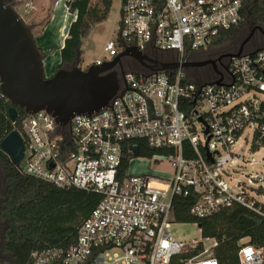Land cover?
Segmentation results:
<instances>
[{
	"label": "built area",
	"instance_id": "built-area-1",
	"mask_svg": "<svg viewBox=\"0 0 264 264\" xmlns=\"http://www.w3.org/2000/svg\"><path fill=\"white\" fill-rule=\"evenodd\" d=\"M72 1L7 4L31 28L49 23L62 5L66 35L77 19ZM117 1V42L108 40L105 57L91 66L111 62L130 48L147 59L145 65L121 57L114 67L119 89L97 112L74 115L66 126L45 111L24 114L21 133L15 129L24 143L23 174L100 196L70 246L33 251L26 264H219L212 254L214 239L208 248L172 234L173 200L192 199L189 214L197 219L239 204L264 225V175L233 180L243 163L242 149H235L242 137L251 134L252 150L264 145V49L236 51L226 63L209 60L214 66L205 70L184 66L209 59L245 19L244 0ZM43 9L44 17L35 22ZM126 59L138 70L125 71ZM149 61L178 67L154 71ZM141 142L164 151L151 158L170 164L166 179L128 171L132 159L145 158L138 155ZM237 245V264H264V244L256 246L246 237Z\"/></svg>",
	"mask_w": 264,
	"mask_h": 264
},
{
	"label": "trees",
	"instance_id": "trees-1",
	"mask_svg": "<svg viewBox=\"0 0 264 264\" xmlns=\"http://www.w3.org/2000/svg\"><path fill=\"white\" fill-rule=\"evenodd\" d=\"M244 4V18L264 24V0H244ZM69 6L71 11H77V19L68 29L56 70L63 66L69 67L75 61L77 49L79 50L83 39L95 25L107 19L111 0H73ZM46 24L47 20L33 26L32 34L34 29H43ZM234 52L236 51L230 53ZM136 66L139 68L137 64ZM10 107L9 101L0 91V143L15 129L21 133L18 124L24 111L16 107L19 117L13 125L7 114ZM162 153L164 151H152L144 143H138L140 157L151 158ZM130 158H123V166H126ZM0 159L5 163L8 174L5 207L9 220L7 250L12 256V264H26L33 251L64 250L70 246L76 239L78 227L98 203L100 196L76 189H61L25 175L21 172L20 165H16L1 147ZM191 204L192 199L174 198V222L196 223L203 239H214L217 245L212 254L219 264H237V244L242 238H250V243L256 246L264 244L263 223L241 205L234 204L211 216L197 219L189 214Z\"/></svg>",
	"mask_w": 264,
	"mask_h": 264
},
{
	"label": "water",
	"instance_id": "water-1",
	"mask_svg": "<svg viewBox=\"0 0 264 264\" xmlns=\"http://www.w3.org/2000/svg\"><path fill=\"white\" fill-rule=\"evenodd\" d=\"M255 30L261 31V28L256 27ZM250 36L238 47L236 55L243 51ZM78 51L69 67L63 66L52 77L46 78L44 58L31 27L13 11L7 0H0V91L11 105L7 114L12 124L19 117L16 107L22 108L25 115L45 111L59 126H66L74 115L97 112L107 106L119 89V77L114 70L119 59L128 56L140 65H145L147 60L135 48H130L119 53L111 62L82 70L77 65ZM149 62L154 71L159 72L178 67L176 63ZM208 64L214 66V61L186 63L184 66L204 67ZM0 147L19 165L24 143L17 131H11ZM133 151L136 154L135 148Z\"/></svg>",
	"mask_w": 264,
	"mask_h": 264
},
{
	"label": "rangeland",
	"instance_id": "rangeland-1",
	"mask_svg": "<svg viewBox=\"0 0 264 264\" xmlns=\"http://www.w3.org/2000/svg\"><path fill=\"white\" fill-rule=\"evenodd\" d=\"M44 9L42 10L41 15L37 17L35 22L41 21L44 17ZM53 19L44 26L43 29L36 28L34 29V39L39 49L41 46H45L44 49H41L42 55L44 54L43 64H44V74L46 78H50L54 75L55 71L52 68L49 70V65L55 60L59 59V45L61 44V40L64 38L65 33L62 28L63 25L68 24V22L64 19V11L62 5L57 6L53 13ZM118 19H119V4L117 0H114L107 19L95 25L83 39L82 44L79 48V55L77 60V65L81 69H86L91 66L97 58L105 57L103 52V48L105 43L108 40H112L117 42V33H118ZM44 21H42L43 23ZM67 22V23H66ZM249 29L247 33L255 29L256 27H260L261 31L264 33V24L258 22H252L249 20ZM254 37H263L262 33L258 30H255ZM224 46V45H223ZM222 45L219 47H215L209 55L213 56L214 53L221 52L222 54L225 51H220L222 49ZM238 47L234 49L237 51ZM254 49H264V42H260L259 44L253 47H244L243 50H254ZM232 52V51H230ZM124 70L137 71L138 67L136 63L131 60H123L122 61ZM56 70V69H55ZM203 71V70H202ZM204 73V72H203ZM251 146V134L248 133L244 135L240 142L235 146V149H242L241 155L243 156V163L238 164L239 172H234L233 180L239 182L246 181L247 174L261 173L264 175V145L256 150H252ZM156 158H138L132 159L128 171L131 174L141 175L147 174L152 175L160 179H166L171 173L170 164L163 159L161 162H157ZM251 163V164H250ZM172 234L182 239L185 242L191 243L192 241H197L202 243L205 247H212L214 244V240L212 239H203L201 236V232L196 223H176L171 227Z\"/></svg>",
	"mask_w": 264,
	"mask_h": 264
},
{
	"label": "flooded vegetation",
	"instance_id": "flooded-vegetation-1",
	"mask_svg": "<svg viewBox=\"0 0 264 264\" xmlns=\"http://www.w3.org/2000/svg\"><path fill=\"white\" fill-rule=\"evenodd\" d=\"M249 21L244 19L238 27L232 31L230 34H228L226 37L222 39V44L224 45L222 49L220 48V51H225L223 54L221 52L214 53L213 56L209 55V59L207 60H214L219 61L221 63H226L228 61V58L224 55L231 54L230 51H234L237 47H239L245 39L250 36L249 40L244 44V47H253L260 42H264V33L260 30H258L260 33H262L263 37H254V34L256 31L254 29L250 30L247 33V30L249 29ZM253 31V32H252ZM252 32V34H251ZM219 47V45L216 46V48ZM215 48V47H214ZM203 68L208 69V66H204ZM5 153V152H4ZM6 154V153H5ZM7 170L6 165L3 162L2 159H0V264H12L13 259L11 254L7 250V245L9 243V240L7 238V231L9 229V220L7 217L5 202L7 199L6 195V182H7Z\"/></svg>",
	"mask_w": 264,
	"mask_h": 264
},
{
	"label": "crops",
	"instance_id": "crops-1",
	"mask_svg": "<svg viewBox=\"0 0 264 264\" xmlns=\"http://www.w3.org/2000/svg\"><path fill=\"white\" fill-rule=\"evenodd\" d=\"M67 37V34L64 36V38L61 40V44L59 45V55H60V49L63 47V42H64V39ZM42 48L41 49H44L45 46H41ZM43 51V50H42ZM60 63V56H59V59L58 60H55L54 62H52L50 65H49V70H51L52 68L54 69V71H56V67L57 65Z\"/></svg>",
	"mask_w": 264,
	"mask_h": 264
}]
</instances>
